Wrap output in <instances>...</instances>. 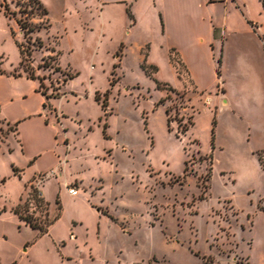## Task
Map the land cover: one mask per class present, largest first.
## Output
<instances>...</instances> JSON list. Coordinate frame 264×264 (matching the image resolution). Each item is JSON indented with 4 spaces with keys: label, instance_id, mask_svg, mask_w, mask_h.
<instances>
[{
    "label": "rangeland",
    "instance_id": "obj_1",
    "mask_svg": "<svg viewBox=\"0 0 264 264\" xmlns=\"http://www.w3.org/2000/svg\"><path fill=\"white\" fill-rule=\"evenodd\" d=\"M40 1L48 20L33 21L50 25L31 34L44 44L32 50L33 79L22 65L24 34L8 12L20 7L0 0V98L10 96L3 103L10 117L43 98L39 113L66 136L59 142L67 156L53 169L50 157L35 163L43 120L22 121L16 131L0 114V264H241L247 214L264 209L254 131L231 109L219 117L214 105L193 99L182 66L187 89H176L166 54L156 51L154 72L143 40L126 39L121 22L104 28L82 0ZM15 208L43 226L61 215L40 234Z\"/></svg>",
    "mask_w": 264,
    "mask_h": 264
},
{
    "label": "crops",
    "instance_id": "obj_2",
    "mask_svg": "<svg viewBox=\"0 0 264 264\" xmlns=\"http://www.w3.org/2000/svg\"><path fill=\"white\" fill-rule=\"evenodd\" d=\"M82 1L86 3V10H96L104 28L117 20L126 39L139 35L143 40L141 49H147V60L158 70L154 55L156 51L166 54L178 77L175 88L184 90L187 89L185 79L178 76L171 62L172 53L178 56L196 91L193 99L214 105L219 117L222 110L231 109L243 120L246 129L254 131L256 142L250 150L264 171L258 156L264 150V7L261 0ZM121 44L125 46L124 42ZM219 58L220 75L217 73ZM36 87L33 82V93L37 92ZM20 95L24 96L25 92ZM9 101L10 96L0 98V114L11 125L18 122L19 126L22 121L37 118L41 123L43 120L45 132L35 134V150L31 155L34 162L50 157L51 169L59 166L67 156V147L59 141L64 143L66 136L60 135L51 122L44 123L45 117L39 113L44 99H40L36 110L14 117L5 114L3 103ZM258 101L262 102L259 110ZM247 217L251 219L249 247L236 260L242 259L241 264H264V209L248 213Z\"/></svg>",
    "mask_w": 264,
    "mask_h": 264
},
{
    "label": "trees",
    "instance_id": "obj_3",
    "mask_svg": "<svg viewBox=\"0 0 264 264\" xmlns=\"http://www.w3.org/2000/svg\"><path fill=\"white\" fill-rule=\"evenodd\" d=\"M16 4L20 7L19 11H8L10 13L11 16H14L17 24L19 26V28L21 29V31L24 34V43H19V47L20 50L23 54V61H22V65L25 67V71L28 72V76L33 78V79H37L38 77L35 76L32 68L30 67V62L32 60V50L33 48L35 49H40L42 47H44L43 41L41 40L40 37L36 38L37 44L32 42V37L31 34L34 33V31H38L40 29L41 26L44 27H49V21H47L46 23H39L38 25L33 21V19L38 18V19H43L46 18L47 19V15H48V10L46 9V7L42 4V2L40 0H15ZM21 1H23L24 3H21ZM262 5L264 7V0H261ZM22 7H24V9H22ZM128 13L130 15V17H132L130 11L128 10ZM48 20V19H47ZM33 46V47H32ZM175 54H171V62L174 64V66L176 67V69H178V74L181 75V72L179 71L178 66H182V63L178 57V59L176 60L174 58ZM58 56L56 57H48L49 59H52L54 62L58 63ZM43 65H41L42 67H45V64L47 63V59L44 58L43 60ZM218 70L217 73L218 75H220V65H221V59H218ZM183 67V66H182ZM57 68H60L59 66ZM150 68L156 72L158 70V68L155 65H150ZM74 77L73 73H69L65 78H64V84L67 82V80L69 78ZM176 91V89H174ZM38 91H40L38 89ZM8 123V122H7ZM10 126H14V129L16 131H18V122H16L15 124L11 125L10 123H8ZM259 156V160L260 163L262 165V167L264 168V150L259 152L258 154ZM34 191V190H33ZM35 196V197H34ZM34 199L37 202L40 203H44L46 206V210L48 209L47 206H49V203L45 200L44 197H40L39 194L34 195L33 193L30 194L29 200ZM61 210V207H60ZM14 213L18 216V218L21 221H24L26 224L30 225L33 229H38L40 234H45L48 232L49 227L60 218L61 215V211H59L50 221L48 224H46V226H43L41 223H38L36 220L33 219V217L30 214H24L22 213L18 208H15Z\"/></svg>",
    "mask_w": 264,
    "mask_h": 264
},
{
    "label": "built area",
    "instance_id": "obj_4",
    "mask_svg": "<svg viewBox=\"0 0 264 264\" xmlns=\"http://www.w3.org/2000/svg\"><path fill=\"white\" fill-rule=\"evenodd\" d=\"M69 189V192L72 194V195H77L78 194V189L77 188H74V187H68Z\"/></svg>",
    "mask_w": 264,
    "mask_h": 264
}]
</instances>
